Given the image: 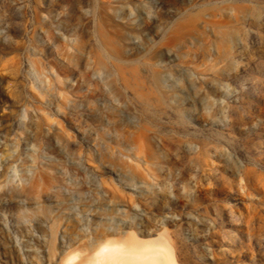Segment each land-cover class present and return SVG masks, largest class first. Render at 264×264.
I'll return each instance as SVG.
<instances>
[{"label": "rangeland", "instance_id": "1", "mask_svg": "<svg viewBox=\"0 0 264 264\" xmlns=\"http://www.w3.org/2000/svg\"><path fill=\"white\" fill-rule=\"evenodd\" d=\"M264 264V0H0V264Z\"/></svg>", "mask_w": 264, "mask_h": 264}, {"label": "bare ground", "instance_id": "2", "mask_svg": "<svg viewBox=\"0 0 264 264\" xmlns=\"http://www.w3.org/2000/svg\"><path fill=\"white\" fill-rule=\"evenodd\" d=\"M153 247H137L135 243L125 247L119 242H104L96 251L94 264H174L167 250Z\"/></svg>", "mask_w": 264, "mask_h": 264}]
</instances>
